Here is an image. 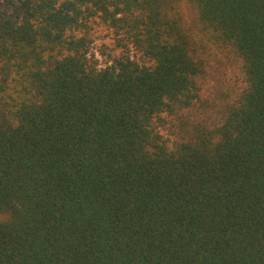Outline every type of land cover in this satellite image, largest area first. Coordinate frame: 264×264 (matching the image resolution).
I'll use <instances>...</instances> for the list:
<instances>
[{
    "label": "trees",
    "instance_id": "1",
    "mask_svg": "<svg viewBox=\"0 0 264 264\" xmlns=\"http://www.w3.org/2000/svg\"><path fill=\"white\" fill-rule=\"evenodd\" d=\"M0 264H264V0H0Z\"/></svg>",
    "mask_w": 264,
    "mask_h": 264
},
{
    "label": "rangeland",
    "instance_id": "2",
    "mask_svg": "<svg viewBox=\"0 0 264 264\" xmlns=\"http://www.w3.org/2000/svg\"><path fill=\"white\" fill-rule=\"evenodd\" d=\"M90 51L95 54L101 67L107 64L109 54L117 53L113 50L110 38H105V31L101 28L98 29V32L94 36Z\"/></svg>",
    "mask_w": 264,
    "mask_h": 264
}]
</instances>
